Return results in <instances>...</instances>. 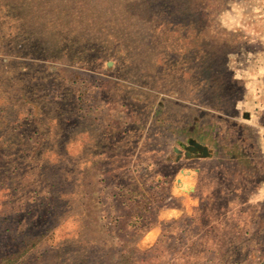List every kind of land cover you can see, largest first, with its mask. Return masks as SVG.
<instances>
[{
	"label": "rangeland",
	"instance_id": "rangeland-1",
	"mask_svg": "<svg viewBox=\"0 0 264 264\" xmlns=\"http://www.w3.org/2000/svg\"><path fill=\"white\" fill-rule=\"evenodd\" d=\"M0 264H264V0H0Z\"/></svg>",
	"mask_w": 264,
	"mask_h": 264
},
{
	"label": "water",
	"instance_id": "water-1",
	"mask_svg": "<svg viewBox=\"0 0 264 264\" xmlns=\"http://www.w3.org/2000/svg\"><path fill=\"white\" fill-rule=\"evenodd\" d=\"M191 142V144L193 145V147H191V149H193V148H196V149H198L199 151H201V154H200V156H207L209 153H208V149H207V147L205 146V145H202V144H200L199 142H197V141H190Z\"/></svg>",
	"mask_w": 264,
	"mask_h": 264
},
{
	"label": "bare ground",
	"instance_id": "bare-ground-1",
	"mask_svg": "<svg viewBox=\"0 0 264 264\" xmlns=\"http://www.w3.org/2000/svg\"><path fill=\"white\" fill-rule=\"evenodd\" d=\"M188 174V173H187ZM180 179V178H179ZM178 179V180H179ZM184 185V181L183 180H181V183H180V185L178 186V188L181 190L182 188H181V186H183Z\"/></svg>",
	"mask_w": 264,
	"mask_h": 264
},
{
	"label": "crops",
	"instance_id": "crops-1",
	"mask_svg": "<svg viewBox=\"0 0 264 264\" xmlns=\"http://www.w3.org/2000/svg\"><path fill=\"white\" fill-rule=\"evenodd\" d=\"M197 175H198V174H197ZM197 175H196V177H197ZM193 182H196V181L193 180ZM195 185H196V184H195ZM194 191H195V190H193L192 192H194ZM169 210L171 211L170 213L173 214V213H172V210L174 211V209L170 208Z\"/></svg>",
	"mask_w": 264,
	"mask_h": 264
},
{
	"label": "trees",
	"instance_id": "trees-1",
	"mask_svg": "<svg viewBox=\"0 0 264 264\" xmlns=\"http://www.w3.org/2000/svg\"><path fill=\"white\" fill-rule=\"evenodd\" d=\"M10 257H7V256H4V257H2V260H8V261H10V259H9ZM12 260V259H11Z\"/></svg>",
	"mask_w": 264,
	"mask_h": 264
}]
</instances>
